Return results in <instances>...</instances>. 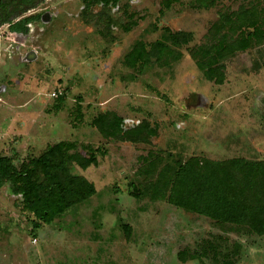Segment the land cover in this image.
Here are the masks:
<instances>
[{"label": "rangeland", "instance_id": "rangeland-1", "mask_svg": "<svg viewBox=\"0 0 264 264\" xmlns=\"http://www.w3.org/2000/svg\"><path fill=\"white\" fill-rule=\"evenodd\" d=\"M61 1L58 10H35L57 11L63 19L35 40L39 59L18 70L25 81L2 97L0 155L21 170L60 142L77 143L85 157L82 146L100 148L97 165L84 160L74 168L95 185L96 194L51 225L35 228L34 216L2 189L0 264H201L182 262L178 253L217 234L241 242L240 264H264V236L228 234L213 220L128 194V183L150 151L264 160L261 50L239 52L223 69L203 71L191 55L221 14L260 8L264 0H216L209 9L193 6L194 0H171L169 9L168 0H135L130 7L96 9L87 16L80 15L79 0ZM163 28L192 34L178 49L181 58L143 74L127 68L124 59L133 45H150ZM5 63L0 60V70H9ZM57 89L63 97L50 99ZM105 112L121 116L127 129L148 121L158 126V136L150 145L106 139L92 124Z\"/></svg>", "mask_w": 264, "mask_h": 264}, {"label": "trees", "instance_id": "trees-1", "mask_svg": "<svg viewBox=\"0 0 264 264\" xmlns=\"http://www.w3.org/2000/svg\"><path fill=\"white\" fill-rule=\"evenodd\" d=\"M192 4L209 9L216 0H194ZM164 6L169 9L171 0ZM192 38L191 33H173L163 28L160 38L150 45L143 41L135 43L125 56L124 65L140 74L156 64L171 66V61L182 56L178 49L187 46ZM257 48L264 55V6L258 5L221 14L210 28L205 44L192 50L191 55L201 71L212 67L223 69L225 62L237 53ZM92 124L106 139L133 144L150 145L159 130L148 121L127 129L124 119L114 112L100 113ZM82 148L88 157L79 151L77 143L60 142L21 170L10 160L0 158V189L8 184L12 194L22 195V208L34 216L35 228L51 225L66 211L96 194L95 185L75 174L74 168L84 160L97 165V155L104 152L100 148ZM141 159L142 166L128 183L131 197L138 201L167 202L213 220L228 234L238 237L264 236V160L245 157L212 160L162 151H150ZM231 241L227 235H211L194 249L180 251L178 258L182 262L190 258L201 264H240L242 244Z\"/></svg>", "mask_w": 264, "mask_h": 264}, {"label": "flooded vegetation", "instance_id": "flooded-vegetation-1", "mask_svg": "<svg viewBox=\"0 0 264 264\" xmlns=\"http://www.w3.org/2000/svg\"><path fill=\"white\" fill-rule=\"evenodd\" d=\"M134 2L135 0H79L77 4L81 11L80 15L87 16L96 9L118 10L130 7ZM61 3L64 2L61 0H2L0 29L5 28L6 32H11L12 41H4L5 47L2 45L0 49V60L6 62L5 67L10 65L9 70H0V102H4L2 97L9 94L12 90L11 86L18 88L25 81L26 76L18 70L29 68L39 59L40 46L35 44V40L45 32L48 25L63 19L57 11L35 13V10H48L51 6L58 10L62 7ZM15 26H19V29L13 30ZM30 102H26V105L24 104L25 106L22 107H27ZM0 158L8 159L14 165L13 160L8 156L0 155ZM2 189H5L9 196L16 198L22 211L26 213L21 204L22 195L12 194L8 184L4 185L0 191Z\"/></svg>", "mask_w": 264, "mask_h": 264}, {"label": "built area", "instance_id": "built-area-1", "mask_svg": "<svg viewBox=\"0 0 264 264\" xmlns=\"http://www.w3.org/2000/svg\"><path fill=\"white\" fill-rule=\"evenodd\" d=\"M4 40V41H12V33L11 32H4L2 33L1 29H0V40ZM3 41V42H4ZM0 48H1V41H0ZM63 93L60 89H57L55 91H53L52 93L49 94V98L50 99H56L59 98L60 96H62Z\"/></svg>", "mask_w": 264, "mask_h": 264}, {"label": "water", "instance_id": "water-1", "mask_svg": "<svg viewBox=\"0 0 264 264\" xmlns=\"http://www.w3.org/2000/svg\"><path fill=\"white\" fill-rule=\"evenodd\" d=\"M1 2H2V0H0V5H1Z\"/></svg>", "mask_w": 264, "mask_h": 264}]
</instances>
